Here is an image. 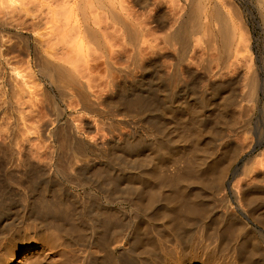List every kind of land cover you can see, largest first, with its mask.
Listing matches in <instances>:
<instances>
[{
  "label": "bare ground",
  "instance_id": "bare-ground-1",
  "mask_svg": "<svg viewBox=\"0 0 264 264\" xmlns=\"http://www.w3.org/2000/svg\"><path fill=\"white\" fill-rule=\"evenodd\" d=\"M14 1L17 2V0H0L2 9H0V153L4 155L3 160L6 164L15 158L19 159L26 169L31 168L30 172L38 175L39 180L32 181L31 188L23 190L21 188V192H24L27 198L24 204L19 199L12 200L13 195L16 194L7 193L5 187L7 188L8 185L5 187L0 185V226H2L0 234L10 233L18 224L23 225L24 222L30 221L26 230L51 229L53 241H62L61 236L65 232L70 238L72 235L68 234L69 231L74 232L73 236L77 233L76 238H72L71 245L75 247L77 244L74 249L75 254H72L74 257L71 256L76 261L71 260L72 263L131 264L130 258V261H127L124 256L120 257L116 252L118 249L122 252L125 247L123 244L128 241L133 256H130L128 250L127 254L132 257V264H151L147 256L157 253L159 245L158 241L155 242V238L152 239L154 237L152 230H157L159 225L163 226L164 235L169 237L179 235V239L176 238L181 240L183 233L179 231L186 233L183 229L189 228V233L184 234L187 236L182 238L184 243L189 244L192 234L194 232L196 234L198 223L203 222L201 224H205L206 227H204L205 233L201 229L204 236L209 237L215 230L220 232L217 251L225 252L224 249L228 248L230 251L226 250L231 252L230 254L233 252L232 259H236V264H264V245H262L264 241L260 240L255 231H253L255 234L251 235H255L254 238H249L252 228L248 232L244 219L239 218V220L235 213H232L235 216L231 214L229 216V211H224L226 213L223 212V216L219 214V217L216 216L217 219L210 216V210L213 208L211 206L217 201L219 203L216 208L229 210L228 200L231 197L229 199L226 195L222 196V192V197L218 196L219 190L224 189L222 186L225 187L223 178L228 168L217 173L216 184L213 181L206 184L210 182L207 175L214 172L211 162L215 160V158L208 159L210 158L208 149L213 148L209 147V143L208 148L203 142L206 147L204 150L208 148L206 151L200 149L201 153L195 150L197 153H194L192 167L187 166L186 170L180 169L184 172L183 174L179 172L178 176L173 174L174 176L169 175V178L165 174V177L157 163H154V159L160 155H163V158L159 157V161L164 159L165 154V160L168 159L167 154H171L169 149L175 145L173 140L164 137L166 128H163L165 124V127L167 123L170 124L169 118L171 119L172 116L184 113L187 115L184 118L192 122L191 125L187 122L188 125L192 126L194 120L203 119V113L206 111L214 113L215 115H211L217 120H220L218 117L228 120L232 117L229 112L231 104L239 108L248 100H253L252 103L259 102L260 93L264 92V77H259L257 69H253L257 53L254 55L255 51L252 50L250 28L243 18L239 5L237 6L233 0H30V2L22 0L23 5L26 3L31 5L29 4V8L25 5L24 7H27L24 8L25 10H20V7L17 11L18 9L12 7ZM258 5L257 10L264 19V0H259ZM177 9H179L178 14ZM5 33L8 37L10 36L8 33H13L23 41V43L20 41V44L24 45L22 50L26 49L24 55L27 53L28 64L22 61L26 55L20 57V60L17 57L18 52L16 55L10 54L12 51L9 50L8 44L13 43L14 36L9 37L12 39L9 42L8 37H4ZM194 36L198 38L195 39ZM4 38L8 40V44L5 41L7 45ZM90 46L91 50L95 47L96 51H100V54L96 51V54L92 52L95 58L88 54ZM211 51H214L212 56H218L219 60L212 58ZM213 59L218 62L215 63ZM95 61H100L101 64ZM212 62L216 64L215 69L211 66ZM98 63L102 66V72ZM23 64L24 66L27 64L29 72L22 71L26 69H22ZM197 67V71L200 70L204 77L203 79L201 76L200 79L207 82L204 83L206 87L203 86L205 88L202 91L197 88L199 78L194 77ZM191 73L193 76L190 75ZM183 74H188L190 80L188 76H185L187 78L185 79ZM96 76L99 80L97 85L93 84L97 80ZM247 76L250 85L248 94H242L241 97L236 96V93L233 95L229 90L230 87ZM91 85L96 86L91 89ZM236 86L238 87L239 84ZM75 97L78 98V104L74 102ZM46 101L50 103L48 106L45 105ZM103 101L109 103L108 105L111 104L113 108L109 110L105 109L107 106L102 108L100 104ZM175 102L179 104H174ZM49 105H51L50 109L52 108L51 113L46 111ZM262 106L264 107V103ZM252 108L248 107L250 110ZM214 110L216 112H213ZM123 112L136 120L126 119L128 114L125 118L119 117ZM247 114L249 115L245 117L239 116L249 119L250 113ZM183 116L179 115L176 118L179 120V117L182 119ZM243 121L241 120L240 124ZM132 122L135 126L131 125ZM201 125L198 126L199 129L203 127ZM203 131H201L202 137ZM194 137L192 139H195V142H200L196 143L199 144V148H203V144L200 147L201 136ZM165 138L166 141H163ZM192 139L190 143L193 142ZM179 140L176 141L177 144ZM181 140L179 143L182 144ZM78 158L82 159L86 166L91 163L98 164L97 162H102L103 159L108 165L114 167L116 165L118 169L125 171L128 186L122 184L124 187H119L117 177L107 179L110 172L108 170L109 172L106 173L108 177L104 178L109 180L107 185L88 184L98 188L105 194V199L108 197L110 200L100 202L97 199L101 197L98 191L93 190L94 187L89 190L88 186H84L85 195L78 194V196L68 184L63 182V179L73 180V175L80 167L77 163ZM156 161L158 162L157 159ZM128 165L138 167V170L134 167L127 170ZM152 165L158 167L163 176L158 168L154 169ZM246 165L242 174L251 171ZM5 168L7 169V167L3 169L6 170ZM104 168L106 169L105 166ZM143 168L146 169L141 170ZM68 169L70 170L66 171ZM156 171L165 178L159 179ZM100 173H104V169ZM100 177L101 181H104V176ZM92 178L90 177L91 180ZM20 184L21 182L19 186ZM239 185L233 187L230 194L235 195L239 208L243 210L244 201L248 206L246 210L264 224V207L257 208L260 203L264 205L263 195L254 188L252 189L254 191H251L248 185L243 184L245 186L241 185L242 188ZM16 192L18 195V191ZM125 202L131 205L138 216L132 218L133 214L127 217L123 206ZM61 204L66 207L62 208ZM13 208L17 209L18 216ZM70 209L74 212L72 223L69 222ZM231 218L240 222L232 224ZM183 219L190 220L189 223L182 222L185 227L180 226L179 223ZM144 224L149 228L148 231L151 230L149 232L152 237L145 235L148 234L147 232L143 234L144 229L143 232L141 231V226ZM180 227L183 229L180 230ZM117 233L120 237H116ZM213 235L217 236V233L214 232L211 236ZM225 235H230L231 239L227 240ZM166 236L161 237L165 239ZM238 236H241V239ZM22 237L28 238L26 235ZM49 240L51 241V238ZM64 241L61 244L69 248L70 244ZM166 241L168 243L169 239ZM184 243L182 242L183 245ZM48 245L52 246L50 242L46 246ZM35 248L36 246L32 245L27 251ZM186 251L189 254V251ZM215 253L218 255V252ZM163 254L167 255L166 252ZM188 254L186 253L185 256L189 258L190 255L193 258ZM5 255L9 257L8 251ZM217 259L218 262L221 258ZM188 260L191 261V258Z\"/></svg>",
  "mask_w": 264,
  "mask_h": 264
},
{
  "label": "rangeland",
  "instance_id": "rangeland-1",
  "mask_svg": "<svg viewBox=\"0 0 264 264\" xmlns=\"http://www.w3.org/2000/svg\"><path fill=\"white\" fill-rule=\"evenodd\" d=\"M20 1H22V0H17V2L16 1H14L13 2V5H12V7H14V8H16V9H18L17 11H19V9H20V7H21V9L20 10H25L24 8H27V7H24L25 5H27V3L26 4H22L23 3V1L24 2H30V0H23L20 4H19V2ZM234 1V3L238 6L239 5V8H240V10H241V12H242V15H243V18H244V20H246V22H247V24H248V27L250 28V33H251V36H252V50H253V52H254V55H255V53H257L255 56H256V58L254 59V62L256 63H254V67H253V69H257V72H258V75H259V77H264V19H263V17L259 14L260 12H259V10H257V9H259V5L257 6V3L259 2V0H233ZM237 2V3H236ZM240 2V3H239ZM255 3H256V5H255ZM17 4H19V5H21V6H19V5H17ZM30 5H31V3H29ZM29 4L27 5L28 6V8H29ZM6 6H8V4H5ZM33 5V4H32ZM5 6V7H6ZM23 6V7H22ZM1 7V6H0ZM4 7V9L5 10H7L6 8ZM32 7V6H31ZM257 7V8H256ZM1 9V8H0ZM2 10V9H1ZM4 10V11H5ZM179 9H177V11H178ZM246 10H248V11H246ZM251 11V13H249L250 11ZM246 11V12H245ZM176 12V11H175ZM245 12V13H244ZM177 14L179 13V11L178 12H176ZM23 15H24V13H22ZM1 15H2V13H1ZM263 19V20H262ZM263 25V26H262ZM8 34H10V36L9 37H11V35L12 36H14L13 38V40L11 39V38H9L8 37V35L5 33L4 34V37L5 38H7V39H9V42H10V40H12V42L13 43H11L10 42V44H8V40L6 41L5 40V38H4V42L6 41L7 42V44H8V47H10L9 48V50L10 51H12L10 54L12 55V53H13V55H16V53L18 54L17 55V57H18V59H20L21 60V58L23 57V55H24V52H25V50L26 49H23L22 50V47L24 46L23 44H20V41H21V43H23V41L22 40H20L19 38H17V36L14 34L13 35V33H8ZM160 34H162V33H160ZM5 35H7V36H5ZM16 36V37H15ZM196 36H194V38H195ZM196 38H198V36L196 37ZM195 38V39H196ZM16 39H17V41H16ZM194 39V40H195ZM14 40H15V43H14ZM6 42H5V44H6ZM18 43V44H17ZM6 44V45H7ZM15 46H14V45ZM13 45V46H12ZM18 45H20V46H18ZM23 45V46H22ZM88 47H89V45H87ZM92 46V45H91ZM91 46H90V51L88 52V54L90 55V57H92V58H95V57H93L92 56V52H94L95 53V51H96V49H95V47H92V50H91ZM12 47H14V49L15 50H13V48ZM21 47V48H20ZM12 48V49H11ZM24 48V47H23ZM93 48H94V50H93ZM21 54H20V53ZM27 52V51H26ZM96 52H98V51H96ZM214 51H211L210 53H211V56H212V53H213ZM87 54V55H88ZM96 54V53H95ZM98 54H100V51L98 52ZM215 54V53H214ZM213 54V55H214ZM259 54H260V56H259ZM262 54V55H261ZM26 55V56H25ZM25 57H23V59H22V61L24 62V64L25 63H27L26 62V58H27V60H28V56H27V53H25ZM94 55V54H93ZM199 54H197V56H198ZM216 55H218V54H216ZM16 57V56H15ZM21 57V58H20ZM97 57V56H96ZM199 57V56H198ZM213 57H215V59H217L218 58V56L216 57L215 55L214 56H212V58ZM260 57V58H259ZM257 59V60H256ZM261 59V60H260ZM214 60V59H213ZM217 60H219V59H217ZM260 60V61H259ZM215 61V63H217L218 61H216V60H214ZM262 61H263V63H262ZM95 62H100V61H95ZM214 62H212V64H211V66H213V68L215 69V66H216V64H215ZM262 63V64H261ZM22 64V63H21ZM21 64H20V67H21ZM24 64L22 65V69H24V68H26V69H28V66H27V64L24 66ZM100 64H101V62H100ZM99 63H98V66L100 65ZM259 64V65H258ZM257 65V66H256ZM260 65L262 66V67H260ZM255 66H256V68H255ZM100 67V69H101V72L103 71L102 70V66L100 65L99 66ZM258 67V68H257ZM260 67V68H259ZM21 69V68H20ZM22 70L23 72H25V73H27V72H29V69H28V71L27 70ZM197 69H198V67L196 68V72H194V77H196V78H199L198 80H199V82H198V84H200L199 86H202V88H200L199 86H198V84H197V88H198V90L199 89H201V91L206 87V81L204 80L203 81V79H204V77H203V75L201 74V71L200 70H198L197 71ZM263 69V70H262ZM260 72V73H259ZM199 74V75H198ZM184 75V78L185 79H187L186 77L188 76V79H189V75L188 74H183ZM190 75H192V73L190 74ZM186 76V77H185ZM193 76V75H192ZM198 76H200V77H198ZM201 76H202V78L203 79H200L201 78ZM248 76H250L249 74H248ZM243 77L242 78V80L238 83L239 84V86L237 87L236 85H238V84H235V86L233 85L232 87H230V92L234 95V93H236L235 95L236 96H239V97H241V95L242 94H248V92H249V90H250V85H248L249 84V80L248 79H246V78H249V77ZM97 77V80H95L94 81V83L93 84H98V82H99V80H98V76H96ZM190 80V79H189ZM197 80V79H196ZM202 82H201V81ZM201 82V83H200ZM205 83V84H204ZM96 85H94V86H90V88L91 89H94L95 88V86ZM244 85H246V86H244ZM203 86H205V87H203ZM234 88V89H233ZM243 88H245V89H243ZM97 89V88H96ZM95 89V90H96ZM236 89H238V90H236ZM235 90V91H234ZM229 94V93H228ZM260 98V100H259V102L258 101H254L253 103H252V101L253 100H248V101H245L244 103H243V107L242 106H240L239 108L238 107H236V106H234L233 104H231L230 105V109H229V112L231 113H229L230 114V116H232V117H230V118H228V120L227 119H224V118H219L218 117V119H220V120H217V118L215 117V116H213L212 117V115H215L214 113H211L210 111L208 112V111H206V112H204L203 113V116H202V118L203 119H200L199 121H195L196 123H194V121H193V124L195 125V127H194V125L192 124V126H190L191 125V123L192 122H190L188 119H186V118H184V117H186L187 115H185L184 113L182 114V113H179L177 116H172V118L170 119L169 118V123L170 124H172V125H170V124H168L167 123V126L165 127V125L163 126V128H166V132L164 133V137H167L168 139H170V140H173L172 142H174V144L176 145L177 144V140H179L180 138H182V144H181V142L179 143V141H178V146L176 145V147H175V145L171 148V149H169V150H171V154H167V158L168 159H166L165 160V158H166V154L164 155V159H160V161H159V157L160 158H163L161 155L160 156H158V158H155L154 160H155V162L154 163H157V165L159 166V168L161 169V172L164 174V176H165V174H167L168 176L167 177H169V175H172L171 177H173L174 175L173 174H178L179 172H181V174H183L182 172H184V171H181V170H186L187 169V166H191L192 167V163H193V158L195 157L194 156V153H197L196 151H201V153H202V150H200V149H203L204 150V148H206V147H208L207 145H208V143H209V147H213V148H210V149H208L209 151H208V157H210V158H208V159H213L214 160V158H215V160L214 161H212L211 162V164H212V166H213V171L214 172H211V173H213V174H210V175H207L208 177H209V181L210 182H208V183H206V184H209V183H213V182H215V184H216V182H217V180H218V174L217 173H220L221 171H223V169H226V168H228V170H224L225 171V176H224V178H223V185L225 186V187H223L222 186V188H224V189H222V190H219L220 192H218L219 194H218V196H219V198L220 197H222L223 195H226V197L228 198L229 197V199H230V197H231V201L230 200H228L229 201V205H230V207H229V210H226V209H223L222 210V208H216V206H217V204L219 203L218 201H217V203H215V205H213V206H211V207H213L211 210H210V216H214L215 218H213V219H217V217L216 216H218L219 214L220 215H222V213L224 212V211H229V216H231L232 215V213L234 214H236V216H237V218L239 219V218H241L242 220L244 219V221H245V225H246V229L248 230V232H249V230H251V228H252V230H251V232H250V235H249V238L250 239H252V237L254 238V236L255 235H253V236H251L252 234H255L256 233V235L257 236H259V238H260V240L261 241H264V240H262V239H264L263 237H264V229H262V228H264V224H263V222H259V220H257L256 218H255V216H254V214H252V213H250V212H248L246 209H248V206L246 205V203H244V201H243V207L245 208V210H244V208H243V210H242V208H239V204H238V201H237V199H235L236 197H235V195H233V194H230V193H232V189H233V187H236L237 185H239V184H241L242 186H247L248 185V187H251V191H256L257 192V190H258V192H259V194L260 195H263L262 196V198L264 199V107L262 106L263 105V103H264V92H262V93H260V96H259ZM77 97H75L74 99V102L76 101V104H78V98L76 99ZM248 99H250V97H248ZM263 100V101H262ZM258 102V103H257ZM47 101L45 102V105H47L48 106V104H50V103H47ZM100 103H102V102H100ZM252 103V104H251ZM254 103H255V105H254ZM260 103H262V104H260ZM76 104L74 103V106H76ZM80 104V103H79ZM109 104V103H108ZM107 104V102H104L103 101V103L102 104H100L101 105V107L102 108H105L106 106V108L105 109H107V110H109L110 108L112 109L113 107H111L112 105L110 104V105H108ZM174 104H179V103H177V102H175ZM251 105V106H250ZM253 105V106H252ZM259 105V106H258ZM261 105V106H260ZM47 106H45V108L47 107ZM80 105H78V107H79ZM50 107H51V105H49V107H47V109L48 110H46V111H48V112H50V110H51V112H52V108L50 109ZM77 107V106H76ZM248 107H250V108H252L251 110L250 109H248ZM262 107H263V109H262ZM247 109V110H246ZM246 110V111H245ZM247 111H249V112H247ZM251 111V112H250ZM50 112V113H51ZM213 112H216L215 110L213 111ZM250 113V118H251V120H250V118L249 119H246V118H242L243 116L245 117L246 115H249V114H247V113ZM124 113V114H123ZM123 113H121V115H119V117L121 116L122 118H125L126 116H127V114L128 113H126V115H125V112H123ZM210 113V114H209ZM242 115H241V114ZM251 113H253V114H251ZM212 114V115H211ZM244 114V115H243ZM124 115V116H123ZM179 115H181V116H183V118L182 119H180V117H179V120L176 118V117H178ZM242 116V117H240V116ZM173 117L176 119H173ZM129 118H130V120H132V121H135L136 120V118H131V116L128 114V116H127V118L126 119H128L129 120ZM240 118H241V120L243 121H245V119H246V121H245V123H243L242 122V124H240V122H241V120H240ZM173 119V120H172ZM215 120V121H213V120ZM222 119V120H221ZM231 119H232V121H231ZM230 120V121H229ZM250 120V121H249ZM220 121V122H219ZM166 122H168V120L166 121ZM165 122V123H166ZM175 122V123H174ZM187 122H189V124L190 125H188V123ZM231 122H232V124H231ZM249 122V123H248ZM177 123V124H176ZM180 123V124H179ZM187 123V125H185ZM214 123H218L217 125L216 124H214ZM197 124V125H196ZM201 125V126H203V127H201L200 129H199V125ZM234 124V125H233ZM132 126H135L134 125V123L132 122V124H131ZM183 125V126H182ZM169 126V127H168ZM174 126V127H173ZM176 126V127H175ZM182 126V127H181ZM189 126V127H188ZM205 126V127H204ZM193 127V129H194V131L192 132V130L193 129H191ZM169 128V129H168ZM171 128V129H170ZM188 128V129H187ZM203 128V130H201ZM204 128H206V130L204 129ZM195 129H199V130H195ZM173 130V131H172ZM176 130V131H175ZM185 130H186V132H185ZM187 130H188V132H187ZM212 130H213V132H212ZM216 130V131H215ZM219 130V131H218ZM238 130V131H237ZM191 131V132H190ZM198 133H196V132ZM201 131H203L204 133H203V137H207V138H204L203 139V137H202V133H201ZM168 132V133H167ZM180 132V133H179ZM182 132V133H181ZM184 132V133H183ZM217 132H220V133H217ZM178 133V134H177ZM194 133L196 134V136L197 135H200L201 136V138H202V143H201V146L200 147H202V144H203V142L205 143V145H206V147H205V145L203 146V148H199V144H196V143H200V142H195L194 140L195 139H192V137H194ZM211 133H212V135H211ZM215 133V134H214ZM217 133V134H216ZM237 133V134H236ZM166 134V135H165ZM193 134V135H192ZM175 135V136H174ZM178 135V136H177ZM179 135H180V137H179ZM205 135V136H204ZM170 136V137H169ZM194 137V138H197V137ZM213 136V137H212ZM186 137V138H185ZM211 137V138H210ZM177 138V139H176ZM179 138V139H178ZM185 138V139H184ZM213 138V139H212ZM167 139V140H168ZM175 139V140H174ZM187 139H189V140H187ZM190 139H192V143H190ZM206 139V140H205ZM208 139V140H207ZM187 140V142H185V141ZM163 141H166V138H165V140H163ZM184 141V142H183ZM189 141V142H188ZM207 142V143H206ZM213 142V143H212ZM188 143L190 144V145H188ZM194 143V144H193ZM210 143H211V146H210ZM184 144H186V145H184ZM194 146H193V145ZM163 145H164V143H163ZM188 145V146H187ZM198 145V146H197ZM175 147V151H174V148ZM193 147V148H192ZM188 148V149H187ZM173 149V150H172ZM199 149V150H198ZM207 149H205L204 151H206ZM168 150V151H169ZM196 150V151H195ZM211 150H213V151H211ZM8 151H9V149H8ZM167 151V152H168ZM148 153V152H147ZM192 153V154H191ZM213 155H212V154ZM187 154V155H186ZM184 155V156H183ZM191 155V156H190ZM193 155V156H192ZM212 157H211V156ZM1 157H2V159H1ZM181 158H183V159H181ZM191 158V160L189 161V159ZM4 159V155L2 154V153H0V180H1V182H0V185L1 186H3V187H5L6 185H8V187L6 188L5 187V189H6V191H7V193L8 194H16V195H13V201H15L16 199H19L23 204L27 201V198H26V195L24 194V192H21L24 188L25 189H27L28 187H30L31 188V186H32V181H34V180H39V178H38V175H35L34 173H32V172H30L32 169L30 168V170H28V168L26 169V167L25 166H23L21 163H20V161H19V159H17V158H15V159H13V160H11L10 162H9V164L7 163H5L4 161L5 160H3ZM156 159L158 160V162H160L159 164H158V162L156 161ZM182 161H181V160ZM186 159V160H185ZM188 160V161H187ZM192 161V162H191ZM189 162V163H188ZM248 162H250V163H248ZM4 163V164H3ZM77 163L79 164V170H77L76 172H75V174L73 175V177H72V179L73 180H70V181H73V182H71L70 183V181H67V179H63V182L64 183H66V184H68L69 186V188H71V190L72 191H74L77 195L78 194H80L81 196L82 195H85V191H84V186H88L87 187V189H89V190H92L93 189V185H89L88 183H92V184H95V185H102V183H104L103 185H107V183L109 182V178H116L117 177V179H119L118 181H117V183H118V186L119 187H122L123 185L124 186H126L127 185V175H125V171L124 170H120V169H118L119 167H117L116 165H115V167L114 166H111V165H108L107 163H106V160L105 159H103V161L102 162H97L98 164H101V165H98V164H96V163H91V165H88V166H86L85 164H84V162L82 161V159H80V158H78L77 159ZM187 163V164H186ZM248 163V164H247ZM94 164H96V165H94ZM184 164H186V165H184ZM230 164V165H229ZM247 164V165H246ZM251 164V165H250ZM254 164V165H253ZM1 165L3 166V167H1ZM6 165V166H5ZM156 165V166H157ZM229 165V166H228ZM244 165H246V167H250L249 169H251V171H249L248 170V173H245V175H243L242 174V171L244 170ZM248 165H250V166H248ZM9 166V167H8ZM98 166H100V167H98ZM104 166L106 167V169H107V172H106V169L104 168ZM155 166V165H154ZM153 165H152V167H154ZM4 167H7V169L6 170H4L3 168ZM128 167H130V168H128ZM128 167H126V169L128 170V169H137L138 170V167H134V166H130V165H128ZM134 167V168H133ZM185 167H186V169H185ZM191 167H189V168H191ZM96 168V169H95ZM101 168V169H100ZM110 168H113V169H110ZM156 167H154V169H155ZM158 168V167H157ZM156 168V169H157ZM157 169L158 171L160 170V169ZM179 168V169H178ZM188 168V169H189ZM103 169H104V173H100V172H102L103 171ZM146 168H143V169H141V170H145ZM165 169V170H164ZM170 169V170H169ZM181 169V170H180ZM70 169H68V170H66V171H69ZM99 170H102V171H99ZM110 172H109V171ZM163 170V171H162ZM168 170V171H167ZM189 170H192V169H189ZM221 170V171H220ZM119 171V172H118ZM121 171V172H120ZM15 172V173H14ZM26 172H27V174H26ZM79 172V173H78ZM98 172L100 173V174H98ZM109 172V177L108 176H106L107 174L106 173H108ZM157 172V171H156ZM160 172V171H159ZM160 172V173H161ZM169 172V173H168ZM174 172V173H173ZM239 172V173H238ZM247 172V171H246ZM97 173V174H96ZM158 173V172H157ZM162 173H161V175H162ZM13 174V175H12ZM17 174V175H16ZM101 174H103V175H101ZM104 176L103 177V180H104V178H107V179H109L108 181L105 179L104 181H101V177L100 176ZM112 175V177H110ZM158 175V177H159V179L163 176H161L159 173L157 174ZM160 175V176H159ZM175 175V176H176ZM179 175V174H178ZM177 175V176H178ZM106 176V177H105ZM119 176H122V177H125V178H122V177H120L119 178ZM16 177V178H15ZM28 177V178H27ZM89 177V178H88ZM90 177L92 178V180L90 179ZM166 177V176H165ZM165 177H162V178H165ZM26 178H27V180H26ZM100 178V179H99ZM122 178V179H121ZM161 178V179H162ZM170 178V177H169ZM239 178V179H238ZM3 179V180H2ZM25 179V180H24ZM28 179L30 180L29 182H28ZM191 179H193V178H191ZM5 180V181H4ZM17 180H19L18 182H17ZM91 180V181H90ZM95 181V182H94ZM106 181V182H105ZM191 181V180H190ZM213 181V182H212ZM3 182V183H2ZM7 182V183H6ZM15 184H13V183ZM21 182V184H20V186H22V187H20L19 186V183ZM24 182V183H23ZM160 182V181H159ZM194 182V181H193ZM4 183H5V185H4ZM3 184V185H2ZM23 184V185H22ZM123 184V185H122ZM235 184H237V185H235ZM243 184H245V185H243ZM25 185V186H24ZM73 185V186H72ZM241 185H239L240 187H241ZM250 185V186H249ZM11 188H10V187ZM123 186V187H124ZM128 186V185H127ZM152 186V185H151ZM150 186V187H151ZM238 186V187H239ZM254 186V187H253ZM152 187H154V186H152ZM21 188H22V190H21ZM242 188V187H241ZM254 188V190H252ZM98 189V188H97ZM96 189V187H94V189L93 190H96V191H98V193L100 194V198H97V199H99V201L100 202H104L106 199L108 200H110V198H108V197H106V199H105V194L102 192V191H100L99 189L97 190ZM18 191V195H17V192L16 191ZM12 191V192H11ZM14 191V192H13ZM11 192V193H10ZM21 192V193H20ZM223 194H222V193ZM226 192V193H225ZM225 193V194H224ZM221 194H222V196H221ZM25 195V196H24ZM15 196H17L16 198H15ZM79 196V195H78ZM217 196V197H218ZM10 197H12V196H10ZM20 197V198H19ZM235 197V198H234ZM102 198V199H101ZM9 199V198H8ZM65 199H67V197L65 198ZM0 200H1V197H0ZM112 200V199H111ZM234 200V201H233ZM262 204V205H261ZM62 205V208H63V204H61ZM68 205V204H67ZM70 205H71V203H70ZM102 205V204H101ZM1 206V205H0ZM123 206H124V212H126L127 213V217H129V215L131 216V215H133L132 216V218H135L136 216H138L135 212H134V210L131 208V205L129 204V203H127V202H125V203H123ZM259 206H261V207H259ZM64 207H66V205L64 206ZM242 207V206H241ZM264 207V205H263V203H260L258 206H257V208H263ZM130 208H131V210H130ZM230 208H231V210H230ZM220 209V210H219ZM264 209V208H263ZM17 209L16 208H13V211H15L14 213L18 216V214H17V211H16ZM71 211H69L71 214H72V216H71V214H69L68 216H69V222H73V218H74V212L72 211L73 209H70ZM130 210V211H129ZM213 210V211H212ZM217 210H218V212H217ZM262 210V209H261ZM12 211V212H13ZM133 211V212H132ZM240 211V212H239ZM214 212V213H213ZM125 213V214H126ZM224 213H226V212H224ZM228 213V212H227ZM13 215L14 217L16 216V215ZM213 214V215H212ZM231 214V215H230ZM219 215V216H220ZM227 215V216H228ZM12 216V217H13ZM16 216V217H17ZM218 216V217H219ZM223 216V215H222ZM232 216H235V215H232ZM13 217V218H14ZM232 219V218H231ZM72 220V221H71ZM188 220L189 219H183L181 222H179V223H181L180 224V226L182 225V227L184 226L183 225V221H187V223H189L188 222ZM240 220V219H239ZM0 221H1V219H0ZM190 221V220H189ZM235 221H237V222H235ZM28 222H30V221H26V222H24L23 223V225L22 224H18V226H21V227H18L17 226V228H14V231H16L15 233H13L14 231H9L10 233H8L7 232V234L6 233H3V234H5V235H1L0 234V264H73L72 263V261L71 260H73V261H76L75 260V258H73L72 259V257L71 256H73L74 257V255H72V254H75L74 252V249L76 248V246H77V244L75 245V247L73 246V245H71L72 243H73V240H72V238L73 239H75L76 237L75 236H77L76 234H75V236H73L74 234V232H72V231H69V233L68 234H70V235H72L71 236V238H70V236L69 235H67V234H65V233H67V232H65L62 236H61V234H60V236H61V238L63 237V239H61L62 241H64L65 243H67V244H70V247L69 248H66V247H64L63 246V244H61V242L62 241H59V242H57V241H53L54 239H53V235H51V233H50V231H51V229H49V231H47L48 229H39L38 231H31V230H29V229H25L26 228V226L28 225L29 226V224L30 223H28ZM183 222V223H182ZM238 222H240V221H238V220H233L232 219V224H236V223H238ZM186 223V222H185ZM201 223H203V222H200V223H198V229H197V227H196V234H195V232H194V230H193V232H194V234H192V237H191V243H189V244H187V243H184V239H182L183 238V236L184 237H186L187 235H184V234H186L187 232L189 233V228H188V230H186L185 228L183 229L182 227H180V230H184L186 233H184V232H180L179 231V233H183V236L181 237V240H178L179 239V235L177 236L176 235V237L178 238H176V237H173V235L172 236H170L169 237V235L168 236H166V235H164L163 233H162V230H164V227L163 226H158L157 227V230H149V231H151L152 232V236H154V237H152L150 234H151V232H149L147 229H149L148 227H147V225H142L141 226V231L143 232V230L142 229H144V232H143V234L145 233V232H147L148 234H145V235H148V237H152V239H154L155 238V242H157V243H159V245L157 246V250H156V252L157 253H155V254H153V255H149V256H147L149 259H150V263L151 264H165V262H167V264H189V263H191V264H206V263H208V264H225V262H226V264L229 262V263H231V264H236V259L234 260V259H232V257L234 258V254H233V252H232V254H233V256H232V254H230L231 252H227V250L226 249H228V248H225L224 250H225V252H220V250L219 251H217V249L216 248H218L219 249V247H217L216 245L218 244V242H220L219 241V236H218V233H219V235H220V232H216V230L215 231H212L213 233L212 234H214V232L215 233H217V236H215V235H213V236H209V237H206V236H204V233H205V229H204V225L205 224H201ZM0 224H1V222H0ZM201 224V225H200ZM203 225V226H202ZM259 225V226H258ZM249 226V227H248ZM0 227H2V226H0ZM165 227H167V226H165ZM185 227V226H184ZM24 228V229H23ZM182 228V229H181ZM186 228H187V226H186ZM206 228V227H205ZM249 228V229H248ZM261 228V229H260ZM20 231H19V230ZM161 229V231H159ZM191 229V228H190ZM200 229V230H199ZM204 231V233H203V231ZM254 229V230H253ZM46 230V231H45ZM260 230V231H259ZM154 231V232H153ZM157 231V232H156ZM161 232V234L159 233V232ZM253 231H255V233L253 232ZM19 232H21L20 234H19ZM22 232H24L23 233V235H26V236H28V238L27 239H23V235H22ZM27 232V233H26ZM31 232V233H30ZM34 232V233H33ZM40 234H39V233ZM156 232V233H155ZM198 232V233H197ZM155 233V234H154ZM178 233V234H179ZM191 233V232H190ZM200 233V234H199ZM202 233V234H201ZM8 234H9V236L11 237H9L8 236ZM36 234H37V236H36ZM39 234V235H38ZM158 234V235H157ZM15 235V236H14ZM19 237H18V236ZM64 235H66V236H64ZM150 235V236H149ZM160 235V236H159ZM163 235V237L164 236H166V238L165 239H163V237H161ZM182 235V234H181ZM189 235V234H188ZM2 236V237H1ZM37 237L36 239H35V237ZM40 236V237H39ZM42 236V237H41ZM45 236V237H44ZM175 236V235H174ZM195 236H197L196 238H193V237H195ZM226 236H228V235H225V238L228 240V239H231L229 236L228 237H226ZM75 237V238H74ZM116 237H120V234H116ZM160 237V238H159ZM199 237V238H198ZM213 237V238H212ZM239 237V239H241V236H238ZM15 238V239H14ZM23 240H22V239ZM32 240H31V239ZM41 238V239H40ZM45 238V239H44ZM51 238V241L49 240ZM70 240H69V239ZM198 238V240H196ZM207 238V239H206ZM3 239V240H2ZM5 239V240H4ZM22 241H21V240ZM50 242V244L52 245L53 243V245L52 246H50V245H48V246H46L49 242L47 241V240ZM66 239H68V241H71V242H69L68 243V241H66ZM156 239H158V240H156ZM160 239V240H159ZM166 239L168 240L169 239V241H168V243H167V241H166ZM173 241V242H171V240ZM174 239V240H173ZM192 239H193V241H192ZM195 239V240H194ZM8 240V241H7ZM26 240H28V241H26ZM39 240V241H38ZM180 241L179 243L181 244H179L178 242H176V241ZM217 240H218V242H217ZM237 240H238V238H237ZM4 243H3V242ZM10 241V242H9ZM24 241V242H23ZM37 241V242H36ZM42 241V242H41ZM154 241V240H153ZM160 241V242H159ZM164 241V242H163ZM12 242V243H11ZM57 242V243H56ZM182 242L184 243V245L182 244ZM200 242V243H199ZM9 243V244H8ZM166 243V244H165ZM173 245H172V244ZM174 243H175V245L177 246H175L174 245ZM264 243V242H263ZM2 244V245H1ZM6 244V245H5ZM156 244V243H155ZM187 244V245H186ZM192 244H194L193 246H191ZM203 244H204V246L206 247H204L203 246ZM213 244H214V246H213ZM32 245H35L36 246V248L35 249H33V250H30V251H27ZM56 245V246H55ZM153 245H154V242H153ZM157 245V244H156ZM164 245V246H163ZM169 245H171V247L169 246ZM186 245V246H185ZM212 245V246H211ZM262 245H264V244H262ZM5 246V247H4ZM14 248H13V247ZM123 246H125L124 247V249H122V252L118 249L116 252H117V255L119 254L120 255V257L121 256H124L125 257V259L127 260V261H130L131 262V264L133 263L132 262V257H130V256H133V254L131 253V251H132V247L130 246V244H128V241L127 242H125L124 244H123ZM155 246V245H154ZM170 248H169V247ZM173 246V247H172ZM191 246V247H190ZM209 246V247H208ZM211 246V247H210ZM219 246V245H218ZM16 247V248H15ZM64 247V248H63ZM131 247V248H130ZM158 247L160 248V249H158ZM163 247V248H162ZM197 247V248H196ZM9 248H11V249H9ZM13 248V249H12ZM51 248V249H50ZM130 248V249H129ZM172 248V249H171ZM174 248V249H173ZM193 248V249H192ZM203 248V249H202ZM210 248V249H209ZM5 249H7L6 251H5ZM17 249V250H16ZM64 249V250H63ZM168 249V250H167ZM183 249V250H182ZM189 249H191V250H189ZM199 249V250H198ZM11 250H13V251H11ZM16 250V251H15ZM27 252H26V251ZM53 250V251H52ZM129 251V254H131L130 256H128L129 254H127L128 253V251ZM163 250H164V252H163ZM170 250V251H169ZM174 250V251H173ZM176 250V251H175ZM185 250V251H184ZM186 250H188L189 251V254H191L192 256H193V258L188 254V252L186 251ZM204 250V251H203ZM208 252H206V251ZM223 250V251H224ZM7 251H8V253H9V257H8V255L6 256L5 255V252L7 253ZM10 251V252H9ZM59 251V252H58ZM158 251H160V252H158ZM192 251V253H190ZM214 251V252H213ZM228 251H230L229 249H228ZM52 252V253H51ZM63 252V253H62ZM73 252V253H72ZM167 253V255L166 254H163V253ZM175 254H174V253ZM177 252V253H176ZM195 254H194V253ZM197 252V253H196ZM215 252H218V255H219V257H218V255H217V253H215ZM219 252H220V254H219ZM10 253H12V255H10ZM62 253V254H61ZM188 254L189 255V258H188V256L186 255L185 256V254ZM210 253V254H209ZM223 254V257H222V254ZM229 254V255H227V254ZM14 254V255H13ZM60 254H61V256H60ZM162 254V255H161ZM172 254H174V255H172ZM202 254V255H201ZM209 254V255H208ZM215 254V255H214ZM62 255H64V257L62 256ZM128 257H127V256ZM168 255H169V257H168ZM199 256L198 258H197V256ZM228 256L227 258H228V260H227V258H226V256ZM13 256V257H12ZM67 256V257H66ZM162 256V257H161ZM173 256H174V258H173ZM179 256V257H178ZM187 258V259H185V257ZM195 256V257H194ZM217 256V257H216ZM225 256V257H224ZM6 257H8V259L6 258ZM57 257V258H56ZM205 259H204V258ZM214 257V258H213ZM231 257V258H230ZM6 258V259H5ZM55 258V259H54ZM129 258H130V260H129ZM158 258V259H157ZM162 258V259H161ZM169 258V259H168ZM191 258V261H189L188 259H190ZM201 258V259H200ZM207 258V259H206ZM217 258H221V259H219V261L217 262ZM168 259V260H167ZM181 261H179V260ZM204 259V260H203ZM212 259V260H211ZM213 259L215 260V261H213ZM224 259V260H223ZM232 259V260H231ZM7 260V261H6ZM55 260V261H54ZM69 260V261H68ZM155 260V261H154ZM162 260H163V262H162ZM169 260H171V261H169ZM187 260L188 262H185V261ZM199 260V261H198ZM227 260V261H226ZM64 261H65V263H64ZM161 261V262H160ZM209 261V262H208ZM222 261H223V263H222ZM233 263H232V262ZM76 264H77V262H75ZM74 263V264H75Z\"/></svg>",
  "mask_w": 264,
  "mask_h": 264
}]
</instances>
